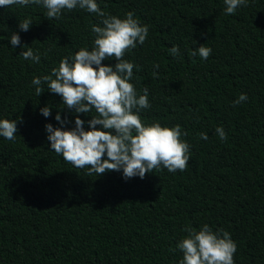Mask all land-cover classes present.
I'll return each instance as SVG.
<instances>
[{"label": "trees", "instance_id": "16d2710c", "mask_svg": "<svg viewBox=\"0 0 264 264\" xmlns=\"http://www.w3.org/2000/svg\"><path fill=\"white\" fill-rule=\"evenodd\" d=\"M96 2L148 26L144 44L124 57L135 65L130 82L140 94L148 89L151 107L139 115L181 126L188 166L126 180L122 170L88 176L65 162L51 150L45 125L60 127L59 111L70 129L77 114L46 84L38 97L31 81L80 48L91 50V25L102 18L77 7L49 21L38 5L0 7V119L18 128L14 141L0 137V264H179L184 229L204 224L230 233L234 264H264V0H247L232 15L224 0ZM29 18L22 31L19 22ZM12 33L20 36L16 47ZM202 44L212 50L207 60L189 55ZM24 45L39 52V63L19 55ZM242 93L247 101L234 106ZM90 115L94 109L79 114L85 130Z\"/></svg>", "mask_w": 264, "mask_h": 264}, {"label": "clouds", "instance_id": "9594fccd", "mask_svg": "<svg viewBox=\"0 0 264 264\" xmlns=\"http://www.w3.org/2000/svg\"><path fill=\"white\" fill-rule=\"evenodd\" d=\"M224 3L225 13L229 15L235 14L239 6H247V0H224ZM30 4L43 7L49 21L59 20L64 10L72 11L77 7L102 18L100 25H91L95 34L91 50L80 48L74 55L61 58L50 74L34 76L31 81L38 97L45 91L43 85L46 84L48 91L62 98L65 108L77 114L75 126L70 129L64 127L68 121L62 119L59 111L55 120L61 126L45 125L51 150L75 168H87L88 176L122 170L127 180L137 176L143 179L147 173L161 167L169 172L185 171L190 160V145L181 137L187 133L182 132L180 125L167 127L159 122L148 124L141 120L140 111L151 107L148 89L144 88L143 94L137 91L130 82L135 65L124 59L126 52L135 49L137 43L144 44L149 34L148 26L141 25L131 11L123 19L109 15L101 10L96 0H0V7ZM31 25L29 18L20 21L18 26L26 32ZM9 40L13 47L21 43L17 33H12ZM26 47L27 50L19 55L39 63V52L34 53L28 45L23 49ZM169 51L173 56L180 55L177 45H172ZM211 51L202 44L189 55L207 60ZM111 59H115L114 65L102 63ZM247 99L242 93L233 105ZM93 109L96 115H90L88 130H85V120L79 114L89 115ZM40 112L47 118L51 108L46 105ZM17 133L16 120L0 119V137L14 141ZM215 133L222 141L227 139L223 127H217ZM200 135L201 139H208L206 133ZM184 231L187 235L177 244L183 253L179 264H234L237 246L227 231L214 232L207 224L199 230L189 227Z\"/></svg>", "mask_w": 264, "mask_h": 264}]
</instances>
